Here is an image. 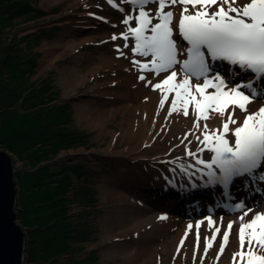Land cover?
I'll return each instance as SVG.
<instances>
[{"label": "snow or ice", "instance_id": "snow-or-ice-1", "mask_svg": "<svg viewBox=\"0 0 264 264\" xmlns=\"http://www.w3.org/2000/svg\"><path fill=\"white\" fill-rule=\"evenodd\" d=\"M106 3L123 15L121 23L125 30L110 37L112 42L124 41L123 47H115L118 58L126 57L124 49H130L137 79L161 94L157 115L170 96L166 120L173 113L188 117L192 108L193 128L181 143L193 136L197 148L189 149L191 140L184 145L185 156L194 162L180 163L181 172L188 176L200 173L202 179L206 177L204 188L220 185L222 195L228 199H232L229 188L237 179L245 187L249 180L264 182V106L255 112L248 110L249 104L264 97V0H248L243 4L239 0H119L118 4L106 0ZM125 4L129 9L123 7ZM176 5H181L178 20L173 11ZM213 6L214 10L209 11ZM96 18L108 22L103 17ZM129 40L134 44L130 46ZM185 42L187 46L181 47ZM137 54L149 59H137ZM210 61L227 62L230 66L227 75L213 73ZM144 73L151 74L152 79ZM241 73L250 74L253 79L233 83ZM161 76L162 79L153 82ZM193 79L197 83L193 84ZM237 109L245 113L242 121L236 118ZM216 115L221 127L210 129L207 121ZM205 151L212 153L208 160L202 158ZM234 209L240 210L241 215L237 221L228 222L217 256L223 253L233 225L239 223V250L233 253V264H264V213L247 207L244 201L236 203ZM249 213L252 218L246 220ZM206 222L213 229L210 239L214 241L221 225L211 217ZM200 223L195 226L194 261L199 250ZM187 227L192 229L193 225ZM204 239L206 256L212 244L209 237Z\"/></svg>", "mask_w": 264, "mask_h": 264}, {"label": "bare ground", "instance_id": "bare-ground-1", "mask_svg": "<svg viewBox=\"0 0 264 264\" xmlns=\"http://www.w3.org/2000/svg\"><path fill=\"white\" fill-rule=\"evenodd\" d=\"M55 1L57 0H44L48 3ZM77 1L83 2L81 0ZM114 2L118 4L119 1L114 0ZM240 2L246 3L248 0H239ZM123 7L126 10L129 9L126 4ZM149 7L154 9L155 5ZM91 9L92 5L88 3L87 7L80 9L79 13L86 17L95 16L103 17L105 20L108 19L107 23L100 19L104 29H98L90 36L69 37L65 33L62 34L55 42V47L44 50L45 55L41 62L52 66L55 60L64 57V55L72 54L69 62H65L62 67L59 66L64 85H77L88 78L93 79L91 85L93 97L78 98L80 102L77 103L80 116L84 117L90 126L102 128L105 120H110L117 116L119 112L124 115L126 126L120 133H115L112 130L113 140L109 147L105 149L106 155L115 158L117 162L125 163L131 168H138L148 161L144 157V151L150 150L148 148L158 149L155 152L159 155L154 157L157 158L158 163H161L164 157L167 156L164 151L175 153L177 157L182 158L185 155L184 145L188 143V140L192 141L188 145L189 149L195 151L197 142L193 136H188L187 140L181 143L185 134L193 128L192 108H189L190 115L188 117L173 113L166 120L168 103L171 101L170 96L169 102L157 115L161 94L159 91H153L150 86L146 87L144 82L137 79L138 72L131 63L130 49H124L126 57L118 58V54L114 56L105 52L103 47H99L98 60L82 51L78 54L73 53L74 48L77 47L76 45L82 47L85 43L96 42L100 36L107 37V42L112 44L114 48L116 45L123 47L124 41L112 42L110 40L114 33L119 34L125 30V26L122 27L121 23L123 15L108 4L106 12L103 14H95ZM173 11L175 20H178L181 5H176ZM90 13L93 15H90ZM113 25H116V27H113ZM133 26L135 25L133 24ZM108 32L112 34L109 36ZM174 38L179 41L178 37ZM129 44L130 46L133 45L134 41L129 40ZM181 47H185V44H181ZM136 58L142 61L149 59L140 57L139 54L136 55ZM180 58L184 59L186 57ZM217 66L218 64H215V67ZM177 70L179 71L178 67ZM215 72H219L221 75L225 73L218 68H214L213 73ZM144 74L152 79L151 74ZM159 79H162V76L154 79L153 82H158ZM243 81L246 82V79H243ZM202 82L201 80L200 83ZM192 83L195 84L197 81L193 79ZM105 95H108V97L113 96V99L107 98ZM261 106H264V97L249 104L248 110L249 112H255ZM244 116L245 113L237 109L236 118L242 121ZM207 123L210 129L221 127L218 115L207 121ZM203 124L204 121L202 120L201 128ZM230 127L234 126L230 125ZM127 141L129 145L125 148L114 149L117 143L121 145V143ZM211 155L212 153L205 151L202 158L208 160ZM147 159L150 158L147 157ZM177 161L179 162H175L174 167L166 165L165 170L157 164L154 166L151 163L150 166L153 170L147 169L148 179L143 178V175L129 178L127 176L128 170L124 169L119 176L105 180L102 192L108 198L112 207V210L107 213L104 226L108 237L112 238L106 249L110 264H149L150 262L159 264L160 257L158 253L160 249H164L174 259L175 264H181L186 258L194 260L193 253L197 244V228L195 227L197 222L201 223L198 229L200 241L195 264H233V253L239 250V223L233 225L223 253L219 256H217V253L228 222L237 221L241 211H230L227 208L228 206L225 207V205L231 206L234 203L232 200L238 199V201H241L245 196L247 207L264 213V200L260 202L259 196L254 200L249 198V194L258 190H261V193L264 191V182L249 180L247 181V187H245V184L237 179L229 188L232 199H228L222 195L223 189L220 185L204 188L202 185L206 181V177L202 179L200 173L188 176L181 172L178 165L194 162L191 157ZM173 169L175 170L173 171ZM189 171L193 170L189 169ZM139 184L147 186L145 192L138 188ZM193 184L196 187H193ZM151 187H158L155 191L158 192L156 195L158 194L157 198L159 200H162L161 195H163V192L169 190L168 198L173 199V206L166 207L170 211L167 208L158 210L157 206L146 197ZM159 188L162 190L161 195H159ZM170 193L174 197H171ZM208 203L213 206V212L209 211L211 205L207 206ZM149 204H152L155 208L149 207ZM161 205L160 202L158 206L161 207ZM179 205H185L190 212L182 216ZM218 212L220 213L217 214ZM162 215L166 216V219H159ZM207 217H211L216 224L221 225L222 236L218 234L214 241L210 239L213 229L209 228L206 222ZM251 218L252 213H249L245 219L250 220ZM189 224L193 225L192 229H188ZM130 233L132 234L130 235ZM118 235L122 238L117 242ZM205 237H209V242L212 244L206 256L203 253ZM114 239L116 240L114 241ZM182 240L183 244L181 245Z\"/></svg>", "mask_w": 264, "mask_h": 264}, {"label": "rangeland", "instance_id": "rangeland-1", "mask_svg": "<svg viewBox=\"0 0 264 264\" xmlns=\"http://www.w3.org/2000/svg\"><path fill=\"white\" fill-rule=\"evenodd\" d=\"M81 1L83 2H78L77 0H57L48 3L44 2V0H29L27 3L32 7L37 8V11L35 10L30 14L15 18L10 24L2 22L3 27L1 28L4 32L0 34V109L1 107L14 106L19 109V113L27 110L31 103V101L27 102V98L31 95V90L36 85L44 83L48 84L46 85V88L47 86L49 88L47 93L49 100L54 99V101L47 104V106L57 104L58 106L61 105L60 107H65V105L68 104L67 112L66 110L61 109L66 118L63 127L66 128V132L76 140V143L73 147L61 148V150L53 156L54 158L52 160L45 162V165H49L51 169H61L60 167L66 164H77L82 167L80 171L86 173V175L81 176L80 174H73L70 189H68V193L64 194V198L68 201V204L65 207L68 209L67 214L69 220H67L66 224L70 223L75 228L76 231H74V234L76 235V240H70L71 248L68 253L59 257L60 264H110L106 249L107 244L111 243L112 238L108 237L104 226L107 213L112 210V207L108 198H106L102 192L105 180L119 176L124 169L128 170L127 176L129 178L141 177L143 175V178L148 179L147 169H152L150 166L151 163V165L156 166L157 164L160 168L165 170L166 168L164 167L166 165L174 167V163H168V161H175L178 163L179 161L177 160L179 159L177 158L179 157H177L175 153L173 154L169 153V151H164L167 156L164 157V160L161 163H158L156 161L157 158H154L159 155L155 152L158 149L148 148L150 149L149 151H144V157L148 161L138 168H131L125 163L117 162L115 158L113 159L112 157L107 156L105 149L109 147L110 143H112L113 131L115 133H120L126 126L124 115L119 112L117 116H114L110 120H105L104 127L102 128L90 126L89 122L84 117L80 116L77 103L80 102L79 99H81V97H93L91 93V90L93 89L91 87L93 79L88 78L77 85H64L59 66L62 67L65 62H69L72 54L64 55V57L55 60L52 66H48V64L45 65L41 62L42 59H44V50L55 47V42L62 34L65 33L69 37H81L80 35L90 36L98 29H104V25L100 19H97L95 16H82L79 11L80 9L87 7L88 3H91V10H93V13L103 14L106 12V0ZM240 4L243 3L240 2ZM214 8L215 7L213 6L212 10H214ZM38 10H41L42 13H39ZM107 34L110 36L112 33L108 32ZM107 40V37L100 36L97 38L96 42L85 43L82 47L76 45L77 47L74 48L73 53L78 54L82 51L90 54L91 57L98 60L99 47H103L105 52L116 56L117 52L115 51L114 46L108 43ZM33 58L36 62V65L33 68L34 73L27 72L25 74L26 78L21 86H11L10 78L12 77V74L10 72L8 74L9 68L5 67V64H10L13 61H20L23 64H26L28 63V59L34 60ZM10 92H17L18 94L22 92V94L18 97H10ZM105 97L112 98L113 96L108 97V95H105ZM1 112H3V110H0V113ZM21 121L22 119L19 114L15 117H11L7 114L0 118V128H11L14 125H18ZM56 125L57 124L53 122L51 129L53 130L56 128ZM48 126L49 125H47V127ZM128 145V141L126 143H121V145L117 143L114 149H122ZM0 149L6 151L13 157L14 165L16 167V176H18L19 172L29 173L26 172L24 168H36L29 167L30 165L26 166L24 161L18 155L5 150L2 148L1 144ZM147 157L150 159H147ZM185 158V155H183L180 160H184ZM34 172L35 171H33V173ZM21 175L18 177L15 176L18 188L16 212L17 222L26 232L24 264H57L56 260H51L50 262V260L44 259L40 247L34 246L30 241V237L28 236L30 230L28 228L29 225L23 226L25 223L21 214L23 209L22 203H20L19 188L21 185L24 194L25 181L28 178H26V180L25 178L21 180ZM40 177L43 179L46 178L48 181L54 180L51 178L52 176L48 171ZM34 178L35 180L37 179V177ZM43 186V192L49 193L50 191L48 190V187L45 185ZM138 188L145 192L147 186L139 184ZM157 189L158 187H151L149 189L150 192L148 193L149 196L146 195V197L157 206V209L164 210L167 208L166 206H173V199L168 198L169 190L164 191L163 195H161L162 190L159 188V195L162 197V200H159L157 198L158 194L156 195L158 192L155 191ZM55 190L56 189H52V192H55ZM154 192L155 194H153ZM170 196L174 197L171 193ZM258 196L259 198L261 197V190L249 194V198L253 200ZM24 199L25 201L27 200V198ZM263 200V198H260V202ZM241 201H244L245 203L247 198L244 196ZM160 202L162 203L161 207L158 206ZM210 205L211 204L208 203L207 206ZM148 206L154 207L152 204H149ZM179 207L182 210V216H185L187 215V212H190L186 209L185 205H179ZM212 210H214V208H212ZM168 211L170 210L168 209ZM219 213L220 212L217 214ZM65 230H67V234H70V228H66ZM131 234L132 233H130V235ZM219 236H222V231H220ZM121 238L122 237L118 235L117 240L114 239V241L116 240L118 242ZM159 251V264H175L174 259L171 258L164 249H160ZM149 264L153 263L150 262ZM181 264H195V261L186 258Z\"/></svg>", "mask_w": 264, "mask_h": 264}, {"label": "trees", "instance_id": "trees-1", "mask_svg": "<svg viewBox=\"0 0 264 264\" xmlns=\"http://www.w3.org/2000/svg\"><path fill=\"white\" fill-rule=\"evenodd\" d=\"M26 1V2H25ZM29 0H0V34L4 32L1 28L3 23L10 24L15 18L30 14L37 11L32 7ZM42 13L41 10H38ZM37 14V13H36ZM34 59V58H33ZM35 59H28V63L23 64L20 61L6 63L9 72L12 74L10 85L19 87L25 80L27 72H33L35 67ZM46 83L36 85L30 92L27 102L31 101L27 110L19 113V109L14 106L1 107L0 118L5 115L15 117L20 115L22 121L18 125L11 128H0V144L2 148L18 155L29 167H37L42 163L52 160L54 155L61 148H69L75 145L76 140L66 132L63 123L66 122L65 114L61 109L66 110L68 104L62 107L57 104L47 106L54 101L48 98V86ZM25 93V90H24ZM22 94V92L20 93ZM17 92H10L9 96H20ZM48 100V101H47ZM58 106V107H56ZM38 121V122H36ZM55 122L56 128L51 129L52 123ZM47 123V124H45ZM47 125H49L47 127ZM2 126V125H1ZM21 140V141H20ZM53 148V149H52ZM51 150V151H50ZM61 169H51L49 165H43L34 173L19 172L25 181V193L23 194L20 185V203H22L23 226L29 225L28 228L30 241L34 246H39L45 260L57 261L60 264L59 257L68 253L70 250V240H76L74 234L75 228L72 224H66L68 218V209L66 205L68 201L64 198V194L68 193L72 183V175L82 173L80 165L66 164ZM49 172L53 181H48L40 176L45 172ZM16 176V177H18ZM34 177H37L35 180ZM21 184V181H20ZM28 185V187H27ZM48 187L49 193H44V186ZM52 189H56L52 192ZM24 198H27L25 201ZM44 219V220H43ZM66 228H70V234H67ZM44 262V261H43Z\"/></svg>", "mask_w": 264, "mask_h": 264}, {"label": "water", "instance_id": "water-1", "mask_svg": "<svg viewBox=\"0 0 264 264\" xmlns=\"http://www.w3.org/2000/svg\"><path fill=\"white\" fill-rule=\"evenodd\" d=\"M29 169L33 172L42 167ZM13 157L0 149V264H24L26 232L17 222V182Z\"/></svg>", "mask_w": 264, "mask_h": 264}]
</instances>
